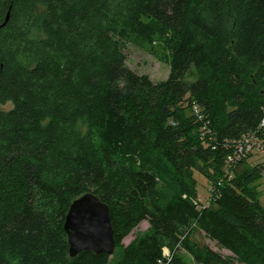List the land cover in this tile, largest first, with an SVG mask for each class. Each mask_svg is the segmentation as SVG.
<instances>
[{
  "label": "trees",
  "instance_id": "trees-1",
  "mask_svg": "<svg viewBox=\"0 0 264 264\" xmlns=\"http://www.w3.org/2000/svg\"><path fill=\"white\" fill-rule=\"evenodd\" d=\"M127 44L168 77L132 70ZM263 121L264 0H0V264H264L263 162H228ZM88 192L112 255L69 254Z\"/></svg>",
  "mask_w": 264,
  "mask_h": 264
},
{
  "label": "water",
  "instance_id": "water-1",
  "mask_svg": "<svg viewBox=\"0 0 264 264\" xmlns=\"http://www.w3.org/2000/svg\"><path fill=\"white\" fill-rule=\"evenodd\" d=\"M9 15L10 11L7 12L4 24L9 20ZM64 229L71 257L85 250L110 255L116 250L109 207L93 192H88L71 203L65 216Z\"/></svg>",
  "mask_w": 264,
  "mask_h": 264
},
{
  "label": "rangeland",
  "instance_id": "rangeland-1",
  "mask_svg": "<svg viewBox=\"0 0 264 264\" xmlns=\"http://www.w3.org/2000/svg\"><path fill=\"white\" fill-rule=\"evenodd\" d=\"M126 63L127 65L139 74H147L154 81L164 80L168 77L170 73V68L166 63H163L156 59L152 54L134 46L132 44H127L126 47ZM12 103L9 102L3 105L1 108L10 109ZM261 161V157L253 156L250 158L249 163L254 165ZM195 178L197 180V194L198 199L201 204H208L211 198L212 186L211 181L206 177L201 175L199 172L195 173ZM260 189H262V203H264V179L260 183ZM148 221H142L127 237L124 238L123 242L128 244L138 232L144 231L148 228ZM194 239L200 244H208L215 250H218L216 244L205 237L204 233L196 229L194 232ZM224 255H231L227 250H220ZM165 253H168L166 250ZM190 264H196L193 258L187 255Z\"/></svg>",
  "mask_w": 264,
  "mask_h": 264
},
{
  "label": "built area",
  "instance_id": "built-area-1",
  "mask_svg": "<svg viewBox=\"0 0 264 264\" xmlns=\"http://www.w3.org/2000/svg\"><path fill=\"white\" fill-rule=\"evenodd\" d=\"M261 128L264 129V121L260 125V129ZM234 148L235 151L233 155L229 156L228 162L234 163L250 154H257L261 157V162H263L264 165V137L260 138L254 134L245 135L242 140L235 143Z\"/></svg>",
  "mask_w": 264,
  "mask_h": 264
}]
</instances>
